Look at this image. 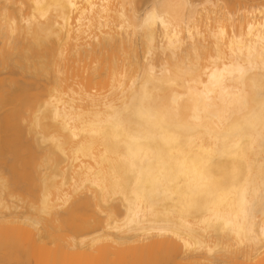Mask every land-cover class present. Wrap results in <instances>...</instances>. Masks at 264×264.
Here are the masks:
<instances>
[{
	"label": "bare ground",
	"instance_id": "1",
	"mask_svg": "<svg viewBox=\"0 0 264 264\" xmlns=\"http://www.w3.org/2000/svg\"><path fill=\"white\" fill-rule=\"evenodd\" d=\"M0 264H264V0H0Z\"/></svg>",
	"mask_w": 264,
	"mask_h": 264
},
{
	"label": "snow or ice",
	"instance_id": "2",
	"mask_svg": "<svg viewBox=\"0 0 264 264\" xmlns=\"http://www.w3.org/2000/svg\"><path fill=\"white\" fill-rule=\"evenodd\" d=\"M37 172V183L43 186L45 191L30 201L32 210L25 217V223L32 225L38 232L63 231L64 227L62 225H66L70 221L94 223L96 219L102 220L107 215L106 212L101 211V208H95L91 214L92 218H86L88 215L86 209L89 208L90 204L82 197V185H74L73 189L70 190L72 194L65 196L63 200L58 202L59 206H57L47 194L50 174L47 173L46 166L44 164L38 165ZM127 223L130 229L139 226V220L136 217H133ZM151 235V233H148L145 238L150 239ZM117 239H120V237H117Z\"/></svg>",
	"mask_w": 264,
	"mask_h": 264
}]
</instances>
